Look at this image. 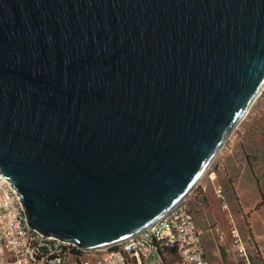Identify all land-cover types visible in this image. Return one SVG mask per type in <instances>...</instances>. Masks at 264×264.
I'll use <instances>...</instances> for the list:
<instances>
[{"label": "water", "instance_id": "water-1", "mask_svg": "<svg viewBox=\"0 0 264 264\" xmlns=\"http://www.w3.org/2000/svg\"><path fill=\"white\" fill-rule=\"evenodd\" d=\"M264 85V0H0V176L26 227L107 248L183 200Z\"/></svg>", "mask_w": 264, "mask_h": 264}, {"label": "built area", "instance_id": "built-area-1", "mask_svg": "<svg viewBox=\"0 0 264 264\" xmlns=\"http://www.w3.org/2000/svg\"><path fill=\"white\" fill-rule=\"evenodd\" d=\"M200 190L203 197L211 191L220 199L217 187ZM17 198L0 176V264H163L159 255L166 251L175 258L167 264H209L184 199L138 233L107 248L85 251L28 229ZM229 234L234 236L233 231Z\"/></svg>", "mask_w": 264, "mask_h": 264}, {"label": "rangeland", "instance_id": "rangeland-1", "mask_svg": "<svg viewBox=\"0 0 264 264\" xmlns=\"http://www.w3.org/2000/svg\"><path fill=\"white\" fill-rule=\"evenodd\" d=\"M203 180L220 191V199L211 191L203 197L213 203L207 211V245L217 250L222 262L225 257L238 264L236 247L246 250L248 263L255 262L257 249L264 247V85L223 141Z\"/></svg>", "mask_w": 264, "mask_h": 264}, {"label": "crops", "instance_id": "crops-1", "mask_svg": "<svg viewBox=\"0 0 264 264\" xmlns=\"http://www.w3.org/2000/svg\"><path fill=\"white\" fill-rule=\"evenodd\" d=\"M200 180V178H199ZM197 181L196 186L193 187V191L191 190L189 194L184 198V203L192 216L195 227L200 231L201 235V243L203 248V253L209 264H236L235 262H227V258L224 257V262L221 261L220 255L217 250L211 248L207 245L206 238L207 233H209L208 226V217L207 211L211 209V205L213 204L212 199L203 198V193L200 188L207 191L210 188V183L207 180ZM210 212V211H209ZM212 230H215L214 228ZM236 254L235 258L238 257V264H264V247H260L257 249L255 254L256 260L255 262L248 263L246 261L245 255H248L241 247L235 248ZM233 261V258H232Z\"/></svg>", "mask_w": 264, "mask_h": 264}, {"label": "trees", "instance_id": "trees-1", "mask_svg": "<svg viewBox=\"0 0 264 264\" xmlns=\"http://www.w3.org/2000/svg\"><path fill=\"white\" fill-rule=\"evenodd\" d=\"M166 257V258H165ZM159 258L163 264L171 263L175 260L174 256L172 255L171 251H166L163 256L159 255Z\"/></svg>", "mask_w": 264, "mask_h": 264}]
</instances>
